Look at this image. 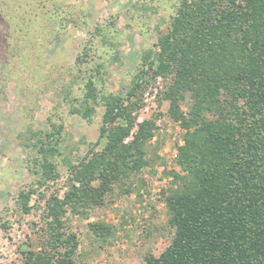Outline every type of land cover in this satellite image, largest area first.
<instances>
[{
  "label": "trees",
  "instance_id": "16d2710c",
  "mask_svg": "<svg viewBox=\"0 0 264 264\" xmlns=\"http://www.w3.org/2000/svg\"><path fill=\"white\" fill-rule=\"evenodd\" d=\"M62 20L49 26V40L58 37ZM94 27L68 72L64 100L70 115L88 122L104 108L99 137L78 163L66 165L67 191L46 201L42 248L24 249L20 264H77L80 241L68 231V213L88 217L116 184L150 166L156 118L138 119L157 78L165 81L158 97L169 102L170 116L186 133L176 160L181 171L172 172L178 187L165 196L174 237L145 264H264V0H180L124 94L104 90L100 47L118 62L111 34L117 29L113 22ZM187 96L192 103L186 114L181 102ZM64 131L63 123H50L33 141L36 182L18 198L25 214L34 208L33 196L46 198L39 189L61 178L54 159L63 155ZM90 228L98 239L109 233L101 223Z\"/></svg>",
  "mask_w": 264,
  "mask_h": 264
},
{
  "label": "rangeland",
  "instance_id": "374dc122",
  "mask_svg": "<svg viewBox=\"0 0 264 264\" xmlns=\"http://www.w3.org/2000/svg\"><path fill=\"white\" fill-rule=\"evenodd\" d=\"M179 1L0 0V264H20L24 249L42 248L47 199L57 191L63 197L69 183L66 165L78 163L99 137L104 108H97L88 122L70 115L64 100L71 79L68 72L94 26L113 22L117 29L111 34L118 62L107 54L108 48L95 44L106 59L104 90L124 94L143 52L167 31ZM58 19H64L63 26L56 29L58 37L49 40V26ZM154 84L144 95L138 119L141 123L156 118L158 130L147 153L150 166L125 185L116 184L104 206L89 211L88 217L68 213V231L80 241L77 264H145L148 255L158 257L172 243L174 230L168 224L165 196L178 187L173 185L172 172L181 171L176 160L186 130L170 116L169 102L158 97L165 81L157 78ZM191 103L187 96L181 110L187 114ZM50 123L65 127L63 155L54 159L61 178L50 188L39 189L46 198L33 196L34 208L25 214L18 198L36 182L32 144L40 131L50 129ZM97 223L109 229L106 238L98 239L91 231L90 225Z\"/></svg>",
  "mask_w": 264,
  "mask_h": 264
}]
</instances>
